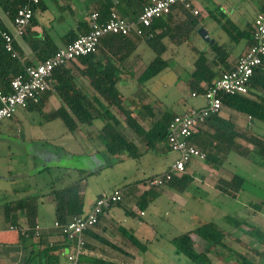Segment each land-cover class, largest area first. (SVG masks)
Returning <instances> with one entry per match:
<instances>
[{
	"label": "trees",
	"instance_id": "1",
	"mask_svg": "<svg viewBox=\"0 0 264 264\" xmlns=\"http://www.w3.org/2000/svg\"><path fill=\"white\" fill-rule=\"evenodd\" d=\"M26 2L27 0H0V7L7 17L13 20L17 9ZM149 3L150 0H95L93 6L89 9L87 19L76 23L73 28L67 30L66 35L68 39L66 44L79 35L89 32L91 29L90 15L92 12H97L98 22L108 20L113 10H116L122 17L128 20H134ZM44 9L45 0H38L34 4L30 25L22 36L28 43L32 56L26 55L15 41V55L5 50L2 33L10 32V30L0 18V90L6 94L12 91L10 80L13 76L24 72L27 66L45 60L60 48L57 47L49 35L31 30V25L37 23L35 13ZM216 9L218 11L219 7ZM213 16H215L214 19L220 23L221 27L228 34L229 42L227 44H219L216 40H213V42L207 41L209 51L213 53L211 55H208L206 51L197 50L193 45L191 46V49L195 51L197 56L192 62V69L188 72L187 76V85L190 93L195 91L197 94H202L214 79L219 77L222 72L228 71L223 70L220 65L222 66L226 62L225 59L230 54L233 44L244 40L248 48L253 42L252 25L247 30H241L235 24H232V26L224 25L231 20L228 17H224L222 13L221 16L217 14ZM201 21L202 18L199 13L194 14L190 9L177 5L168 14L155 18L149 26L143 27L141 35L135 33L131 35H121L118 33L105 34L100 38L94 52L79 56L68 64L55 68L52 72L54 79L52 90L43 93L38 102H29L25 108L39 109L45 96L49 92H55L65 105L59 107L50 117L60 118L69 131L79 129L85 133L88 139H98L103 145L104 151L108 154L116 158L120 157L123 153H127L132 158H138L142 154L135 141L127 139L124 130L120 129L122 123L145 143L148 150H156L159 146H165L168 151L166 143L167 125L171 117L177 113L172 114L163 109L160 110L157 116L153 110L152 101L145 103L141 98L140 101L129 98L130 104L136 108V116H134V110L125 104L126 98L124 99V95L117 87L119 68L110 58L101 60L96 55L101 50L106 52L108 50L114 58L121 59L125 54L130 53L134 49L136 43L145 41L155 52V57L147 64L139 76L140 83H143L164 70L168 65L167 59L163 57L164 52L167 50V45L163 39L168 37L175 45L185 43L189 41L193 33L197 32ZM77 61L83 65L82 68H79L80 75L88 77L89 83L95 92L94 96L82 91L77 85L75 77L71 74L69 65ZM261 65L254 69L248 82V94H221L222 106L224 105L245 113L254 120L264 121V72L260 68ZM256 90H261L263 93L257 94ZM96 117L104 119L105 122L97 131H94L90 128L93 119ZM203 126L212 127L213 132L206 131L207 135L205 136L201 128ZM236 138L243 139L244 144L238 143ZM191 143L205 152L204 160L208 163H213L214 167L221 166L231 151L243 157H250L252 152L259 156L264 155L263 137L256 136L250 130L240 131L232 121L221 118L218 113L210 114L197 127L196 131L192 134ZM81 181L78 180L62 188L53 189L52 197L54 199L56 221L64 223L71 219L72 216L85 212L84 198L80 193ZM245 182L246 179L242 175L235 173L228 179L219 177L216 187L222 193L236 196L243 189ZM143 186L147 188V193L150 189H156L155 187H148L145 183ZM192 186L193 176L188 172H184L174 175L157 188L166 187L178 193H183L192 189ZM157 193H159L157 190H153L148 193L149 195L147 194V197L146 195H142L140 200H137L138 207L142 210L145 209L146 205L156 197ZM4 207L5 218L13 225L18 224V218H16V215L12 211L24 208L29 226L25 231L27 235L22 231L21 233L22 235L29 236L35 232L37 203L34 197L8 202L4 204ZM256 209L259 210L260 206H257ZM226 220L235 226L243 223V221L241 222L232 216H226ZM191 233H195L206 242L202 251H198L195 248ZM249 233L259 243L264 245V234L260 229L252 227V231ZM257 236L260 238L257 239ZM224 238L225 233L218 224L213 221H205L194 227L190 232L185 231L172 237L169 241L175 251L185 255L194 264H214L209 258L208 253L215 252L217 254L220 248L231 251L233 254V257H231L238 264H264V255L260 262L252 261L244 254L235 252L227 246ZM132 241L138 247L133 239Z\"/></svg>",
	"mask_w": 264,
	"mask_h": 264
},
{
	"label": "rangeland",
	"instance_id": "2",
	"mask_svg": "<svg viewBox=\"0 0 264 264\" xmlns=\"http://www.w3.org/2000/svg\"><path fill=\"white\" fill-rule=\"evenodd\" d=\"M244 1L227 0L229 12L233 11V15L230 18L231 21L224 25H240L243 21H251L257 6ZM251 1L254 3V0ZM209 4L213 5V3ZM217 15L221 16V13L217 11ZM223 16L228 17L229 14ZM207 20L209 21L207 24L208 34L211 39L220 42V36L227 37L223 28L216 27L218 25L212 21V18H207ZM163 41L167 45V50L163 54V57L168 61L167 67L143 83H140L138 79L140 70H132L130 77L132 83L128 89L133 92L128 91L126 105L131 103L129 98L140 101L141 97L143 99L147 97V100L153 101L154 108L158 107L160 110L165 109L172 112L179 111L184 106L189 107L197 100H203L201 96L195 97L190 94L187 76L192 69V62L197 56L191 46L193 45L199 51H204L207 42L198 32L193 33L189 41L180 45H175L168 37ZM243 41L241 40L239 43ZM237 45L238 43L234 44V46ZM130 56L131 59L133 56H139V60L137 57L134 58V61L142 70L155 57V52L145 41H140ZM45 110L46 108H42V112H40L19 108L15 113L14 120L9 118L0 122V132L3 133L0 135V171L9 170L11 174L10 180L7 182L0 181L1 185L5 184L4 186L10 188L23 187L22 191L28 190V193H33L38 189L48 191L51 187L54 189L63 187L68 179L73 178L71 174L67 177L62 173L63 163L49 162L45 158L38 157L36 153L42 149L54 150L59 153L61 147L77 151L80 147L60 119L46 120L43 117ZM255 121L258 125L254 131L264 134V123ZM81 133L83 134L82 130ZM96 140H83V142L89 147H99L101 143ZM138 140L140 139L138 138ZM139 142L141 143V141ZM176 155L173 151H166L159 156L158 160L160 161L156 167L171 163ZM100 158L101 173L85 178L87 193L94 194L100 189L110 188L113 185L120 186L119 183L132 181L140 169L145 168V164L149 160L148 156H145L139 161L126 158L116 162V157L106 151ZM43 165H46L47 168L39 173L37 170ZM224 169L231 175L236 173L246 179L243 189L236 196L216 191L218 189L213 188L214 186L210 182L213 181L212 177L207 176L204 179L199 177L193 179L192 189L181 194L174 193L170 197L163 193H159L160 195L157 193L158 196L156 195L152 200L154 205L150 204L147 207L148 210L150 208L149 212L140 218L148 221L149 230L151 227L154 229L156 234L154 239L152 242L148 241L146 240L147 236L142 234L131 236L139 247L136 246L138 252L143 256L138 259L137 264H194L185 255L175 251L173 245L168 242L170 240L168 238L185 231L190 232L192 228L205 221H213L219 225L225 233L226 245L232 250L244 254L252 261H261L264 255V245L259 243L249 232L252 231V227H255L264 234V155L259 156L252 152L250 157H243L232 152L228 161L224 163ZM215 170H219V168H215ZM52 206L50 203H45L43 207L49 209ZM257 206H260L259 210L256 209ZM226 216H232L243 223L235 226L226 220ZM190 235L194 240L195 248L202 251L206 242L195 233ZM135 254H137V250ZM208 256L214 264H238L232 258V252L225 248H220L217 254L215 252L208 253Z\"/></svg>",
	"mask_w": 264,
	"mask_h": 264
},
{
	"label": "crops",
	"instance_id": "3",
	"mask_svg": "<svg viewBox=\"0 0 264 264\" xmlns=\"http://www.w3.org/2000/svg\"><path fill=\"white\" fill-rule=\"evenodd\" d=\"M93 2H95V0H45V9L43 11H37L35 13L37 23L35 25H31V30L33 32L49 35L57 45V47H62L66 44V41L68 39V36L66 35L67 30L73 28L76 23L83 22L87 19L89 15V9L93 6ZM226 2L227 0H225L224 2L222 0H192L193 7L199 11V15L202 18V21L199 23L198 28L202 26L208 32L209 27L207 24L209 23V21L207 20V18H212V21L218 25L216 27L222 28L220 23H218V21L214 19L215 16L213 15L217 14L216 8L219 7L218 11H221L223 15L229 14L228 17L231 18V16L233 15V11L229 12V8ZM244 2L255 4L257 7L251 21H243L241 23L242 25L237 24V27L241 30H247L252 25L255 16L259 12L264 10V0H254V3L251 0H245ZM209 3H213V5H210ZM0 18L3 20L8 29L13 32V22L7 17L1 7ZM227 37L225 35L220 36V42L218 43L227 44V42H229V37L228 39ZM15 42L26 55L32 56V51L28 43L23 39L22 36H17L15 38ZM239 42H237V46H234V44L232 45L230 54L225 59L226 62H224L222 66L220 65L223 70H229L233 68L239 56L246 50L247 45L245 41H243L242 43ZM136 45L137 43L135 44V47ZM206 45L207 46L204 48V51H206L208 55L213 54L211 53V51H209V44L207 43ZM101 51H99V53L96 55L97 57L101 58V60L110 58V60L114 61L116 66L119 68V79L117 82V87L124 95V99L126 98L127 100L128 91L133 92L132 90L128 89V87L132 83L130 81L132 70H140L138 73L139 79V76L145 69V67L141 70L137 62L134 61V58L137 57L139 60V56H133L131 59L130 53L132 51L125 54L121 59L114 58V56L108 50L107 52ZM82 67L83 65L78 61L69 65L71 74L75 77L77 85L81 88V90L89 93L91 96H94L95 92L93 87L89 83L88 77L80 75L79 68ZM260 68L264 72V61ZM256 92L257 94L263 93V91L261 90H256ZM141 99L145 103L152 101L147 100V97H144V99L141 97ZM202 104L203 100H197L191 106ZM62 105L65 104L57 96V94L55 92H49V94L45 96L39 109H24L28 111L38 110L42 112V108H46L45 112L43 113V117L46 120H53L60 119L51 118L50 115ZM128 107L134 110L133 115L136 116V108L131 104H129ZM152 107L156 115L158 116L160 109L158 107L154 108L153 103ZM189 107L184 106L183 109H180L179 111H172L171 113H180ZM218 114L221 118L229 119L230 121H232L236 128H238L240 131L250 130L256 136L264 138L263 133L254 131V128L257 127L258 123H256L254 119L250 118L245 113L239 112L235 109L223 105ZM14 117L15 115L11 118V120H14ZM61 122L64 124L62 120ZM104 122V119L96 117L93 119L90 129L97 131V129L101 127ZM260 122L264 123V121ZM201 128L203 131L202 133H205V136L207 135L206 131L213 132L212 127L209 128L208 126H203ZM120 129L124 130L127 139L135 141L138 149L142 153L140 157L133 159H138L139 161L142 160L143 157L148 156L149 160H147L148 162L145 164V168H141L138 174L133 177L132 181L122 182L118 184H121L120 186H123L125 188L124 196L121 202L116 203L108 208L102 215H100L99 220L95 224V226L84 232L86 244L84 252L80 255L82 264H137V262L139 261L138 259L142 258L143 256L138 252V248L133 243L131 236H140V234H142L143 236H147L146 240L152 242L156 235L152 227L149 230L148 221L140 219L141 217L146 215L147 212H149L150 208L148 210L147 207L152 204L153 201H150L146 205L145 209L142 210L138 207L137 200H140V197L142 195H146L147 197L149 195L148 193H150V191L152 192L153 190H157L160 194L163 193L164 195L170 197L174 193L181 194L166 187L150 189L147 193V188L143 186V182L145 181V179L148 176L164 171L172 163H166L161 167H156L158 162L160 161L158 160L159 156L164 154L167 151V148L165 146H159L158 148L156 147V150H148L145 143L141 140H138L139 137L136 136L128 127H125L123 123L121 124ZM78 130L70 131L73 139L76 140L80 145L77 151L68 150L67 148L61 147L59 153H57L58 151L56 152L54 150L43 149L36 153L38 157L45 158V160L49 162L63 163L62 173L67 175V177H69L70 174L73 176V178L67 180V183L64 186H67L78 180H82L80 182L82 184L80 193L84 198V210L87 211L98 196L112 190L114 187H117V185H113L112 187L106 189H100L94 194H92L91 192L87 193L88 189L85 178L86 176L89 177L91 175L101 173L102 169H100L101 165L99 163L101 162L100 157H102L104 153V147L102 144L99 146L100 148L93 146L89 147L88 145H85L83 140L91 141L92 139H88L85 136V133L82 134L81 130ZM1 134L3 133L0 132V135ZM96 141L100 142L98 139ZM139 141H141V143ZM236 141L238 143L244 144L243 139L236 138ZM232 152L234 151H231L227 155L224 163L228 161V157H230ZM126 158L132 157H130L127 153H123L120 157L115 158V161H122ZM41 161L44 162L43 159H41ZM224 163L219 167H214L212 165L213 163L211 162L208 163L205 160L193 159L190 163L187 164L186 172L190 173L193 176V179H198V177L204 179L206 176L209 178L212 177L213 181L210 182H212V185L214 186L213 188H217L216 181L219 177L227 179L232 177V175L224 169ZM46 168L47 166L43 165L37 171L41 173V170H45ZM215 168H219V170H215ZM10 175L11 174L9 170H1L0 181L7 182L8 180H10ZM199 181L201 182V180ZM205 182L206 186L208 187V183L206 180ZM4 185L5 184L1 185L0 183V264H64L65 254L69 249V244L64 240L61 232L54 226V222L56 221L55 205L54 199L52 197V191L54 187H51L48 191L38 189L37 192L28 193V190L22 191L23 187L10 188ZM31 197H34L37 203V210L35 214V224L37 228H35V231L37 230L38 234L34 232L29 236H25L21 233L22 228L27 229L29 226L27 223L25 209L21 208L17 209L16 211H12V213L16 215V218H18V224L13 225L5 218L4 204L18 199ZM45 203L52 204V208L50 207L49 209H46L45 207H43L45 206ZM141 212L143 213L141 214ZM168 242L170 243V241ZM135 249L137 250V254H135Z\"/></svg>",
	"mask_w": 264,
	"mask_h": 264
},
{
	"label": "built area",
	"instance_id": "4",
	"mask_svg": "<svg viewBox=\"0 0 264 264\" xmlns=\"http://www.w3.org/2000/svg\"><path fill=\"white\" fill-rule=\"evenodd\" d=\"M38 0H27L19 7L12 20L13 32H3L4 48L15 55L14 41L23 36L33 14V6ZM182 5L194 14L199 13L193 7L192 0H150L134 20L122 17L113 10L108 20L98 22L97 12L90 15V30L58 48L45 60L27 66L25 71L13 76L10 80L11 92L0 90V122L12 118L17 109L25 108L29 102H38L40 96L52 90L54 79L52 72L58 66L68 64L79 56L94 52L100 38L108 33L121 35L142 34V28L149 26L155 18L168 14L174 6ZM252 44L239 56L234 67L214 79L202 94L192 91V96H201L202 105L191 106L171 117L167 125L166 143L169 151L175 152L176 158L162 172L146 178L148 187H160L174 175L186 172V166L193 159L204 160L205 152L191 143L192 134L197 127L212 113H219L222 108L221 94H248V82L254 69L264 59V10L259 12L252 22ZM125 188L114 187L98 196L92 206L83 214L72 216L67 222L55 221L54 226L61 232L69 244L64 264H82L80 255L84 252L86 240L84 232L98 222L112 205L123 199ZM143 213V212H141ZM13 227V226H11ZM37 228V227H36ZM25 233L26 229L21 230ZM38 234L37 230L35 231ZM26 234V233H25ZM27 235V234H26Z\"/></svg>",
	"mask_w": 264,
	"mask_h": 264
},
{
	"label": "water",
	"instance_id": "5",
	"mask_svg": "<svg viewBox=\"0 0 264 264\" xmlns=\"http://www.w3.org/2000/svg\"><path fill=\"white\" fill-rule=\"evenodd\" d=\"M197 32H198V34L207 42V41H210V42H213V39H211L210 37H209V34H208V32H207V30L204 28V27H199L198 29H197Z\"/></svg>",
	"mask_w": 264,
	"mask_h": 264
}]
</instances>
